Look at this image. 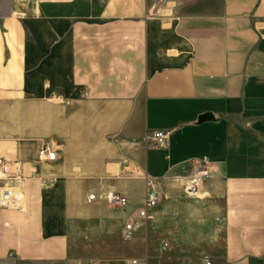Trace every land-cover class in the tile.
Returning a JSON list of instances; mask_svg holds the SVG:
<instances>
[{"label":"crops","instance_id":"crops-1","mask_svg":"<svg viewBox=\"0 0 264 264\" xmlns=\"http://www.w3.org/2000/svg\"><path fill=\"white\" fill-rule=\"evenodd\" d=\"M2 2L0 157L26 181L0 264H264V0Z\"/></svg>","mask_w":264,"mask_h":264},{"label":"built area","instance_id":"built-area-1","mask_svg":"<svg viewBox=\"0 0 264 264\" xmlns=\"http://www.w3.org/2000/svg\"><path fill=\"white\" fill-rule=\"evenodd\" d=\"M4 15V5L0 0V18ZM153 146L157 149L166 148L169 138L168 132L155 131L149 137ZM59 145L52 140H45L40 148V160L56 161L59 153ZM210 176L209 166L206 162H198L195 165L194 172L189 179L187 193L195 195L198 193L201 183ZM26 181V175L23 172L14 173L11 163L3 157H0V209H21L24 202L23 187ZM104 200L109 205H124L127 199L120 193L112 192L104 196L96 193L89 195V201ZM160 194L154 188L147 192L145 205L136 216L129 218L123 229V237L130 240L134 237L136 231L142 227L143 219H147L149 211L159 205ZM205 264H214L210 259L205 260Z\"/></svg>","mask_w":264,"mask_h":264},{"label":"water","instance_id":"water-1","mask_svg":"<svg viewBox=\"0 0 264 264\" xmlns=\"http://www.w3.org/2000/svg\"><path fill=\"white\" fill-rule=\"evenodd\" d=\"M211 119H213V115L210 114V113H207V114L201 115L199 117V122L201 123V122H204V121H207V120H211Z\"/></svg>","mask_w":264,"mask_h":264}]
</instances>
